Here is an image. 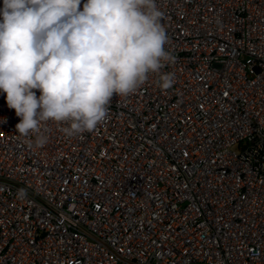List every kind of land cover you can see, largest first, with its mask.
<instances>
[{
  "label": "built area",
  "instance_id": "obj_1",
  "mask_svg": "<svg viewBox=\"0 0 264 264\" xmlns=\"http://www.w3.org/2000/svg\"><path fill=\"white\" fill-rule=\"evenodd\" d=\"M156 3L170 88L43 147L0 91V264H264V0Z\"/></svg>",
  "mask_w": 264,
  "mask_h": 264
},
{
  "label": "clouds",
  "instance_id": "obj_2",
  "mask_svg": "<svg viewBox=\"0 0 264 264\" xmlns=\"http://www.w3.org/2000/svg\"><path fill=\"white\" fill-rule=\"evenodd\" d=\"M162 16L156 0H2L0 91L20 118L16 132L34 137L28 146L47 143L41 126L50 120L69 137L93 130L114 95L150 74L170 88L174 75L161 69L175 58Z\"/></svg>",
  "mask_w": 264,
  "mask_h": 264
}]
</instances>
